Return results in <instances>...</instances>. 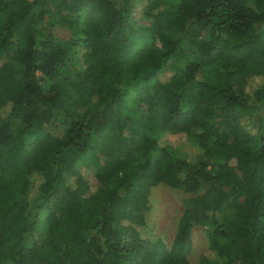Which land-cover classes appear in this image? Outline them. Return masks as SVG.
<instances>
[{
	"label": "trees",
	"instance_id": "trees-1",
	"mask_svg": "<svg viewBox=\"0 0 264 264\" xmlns=\"http://www.w3.org/2000/svg\"><path fill=\"white\" fill-rule=\"evenodd\" d=\"M135 1L0 0V264H188L195 226L200 264H264V0Z\"/></svg>",
	"mask_w": 264,
	"mask_h": 264
},
{
	"label": "rangeland",
	"instance_id": "rangeland-1",
	"mask_svg": "<svg viewBox=\"0 0 264 264\" xmlns=\"http://www.w3.org/2000/svg\"><path fill=\"white\" fill-rule=\"evenodd\" d=\"M136 1L135 11L138 13L142 1ZM52 32L62 40L69 37V32L65 28L54 27ZM76 51V57L79 59L82 50L77 49ZM7 110V105L1 109V115L3 117H5ZM9 121L11 122L12 120L9 119ZM157 141L159 145L170 147L171 152L176 156L192 158L197 154V149L185 141L182 135L166 134L159 137ZM77 168L85 176L90 185L96 184L93 176L94 169L91 164L80 163ZM182 197L183 194L180 190L164 184H157L151 187L148 195L149 210L145 214V226L142 229V234L149 239L158 238L166 246L169 245L175 232L178 216L180 215ZM29 211L37 210L32 205ZM191 242V250L187 255L188 264H200L199 257L201 255L207 257L212 256V252L206 248L205 236L200 227H193L191 231Z\"/></svg>",
	"mask_w": 264,
	"mask_h": 264
}]
</instances>
